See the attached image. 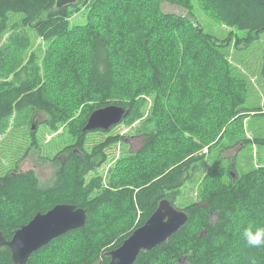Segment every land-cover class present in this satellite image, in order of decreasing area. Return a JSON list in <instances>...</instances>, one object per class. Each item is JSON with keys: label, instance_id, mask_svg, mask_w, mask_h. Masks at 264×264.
<instances>
[{"label": "trees", "instance_id": "obj_1", "mask_svg": "<svg viewBox=\"0 0 264 264\" xmlns=\"http://www.w3.org/2000/svg\"><path fill=\"white\" fill-rule=\"evenodd\" d=\"M163 2L186 15L164 13ZM195 6L218 24L246 32L244 41L264 33V0H78L60 9L56 0H0V47L10 13L21 14L22 24L46 44L41 60L33 55L12 82L0 85V131L13 116H23L34 133L33 121L43 114L45 126H66L72 138L63 157L52 160L56 171L48 188L40 187L34 171L0 175V232L9 241L36 214L57 205L86 211L83 229L53 240L26 264H108L106 254L161 201L175 207L180 190L195 181L214 150L229 149L223 140L244 135L247 113L264 115V106L245 108L248 84L226 59L228 44L201 29ZM77 15L83 21L73 23ZM6 54L0 52V63ZM149 100L140 147L122 156L105 182L89 179L119 141L109 136L86 151L89 133L82 130L90 114L116 105L129 111L124 123H131ZM254 143L264 147L263 138ZM222 153L217 157L225 160ZM235 170L234 160L227 168L211 167L198 201L179 209L187 222L133 264H264V246L249 247L242 236L249 225L253 231L264 227V165L241 175ZM0 264H14L6 247Z\"/></svg>", "mask_w": 264, "mask_h": 264}, {"label": "rangeland", "instance_id": "obj_2", "mask_svg": "<svg viewBox=\"0 0 264 264\" xmlns=\"http://www.w3.org/2000/svg\"><path fill=\"white\" fill-rule=\"evenodd\" d=\"M162 11L167 14L185 16L182 8L169 5L165 2L161 5ZM195 18L201 29L216 38L219 42H226V59L235 70V73L246 80L248 94L245 108L248 110L259 109L264 106V78L260 75L261 56L264 51V33L257 39L249 35L250 41H244L246 32L227 28L215 22L211 17L195 6ZM21 14L10 13L8 15L7 29L1 43V51L6 52L3 63H0V85L12 82V74L25 66L33 55L38 61L42 59L46 44L35 33L22 24ZM73 23L83 21L77 15ZM243 44V45H242ZM241 46V47H240ZM141 118L131 123L122 122L113 127L109 132L89 133L85 138V150L90 151L95 145L104 142L109 136L119 137V141L110 145L106 150V162L97 170L90 173L92 177H100L105 182L109 170L125 154L135 152L141 145L142 132L147 127L149 117L150 100ZM244 120V135L237 140H223V148H229L220 152L214 150L202 165L201 173L195 177L193 183L185 185L180 190V195L175 202V207L183 209L187 205L197 202L199 184L211 167L222 166L227 168L232 160L235 162L236 174H243L254 167L264 165V147L254 143L255 139H264V115L255 116L247 113ZM47 116L39 114L33 121L34 133L29 129L26 117L13 116L6 130L0 131V175L4 176L9 171L17 172L34 171L40 187L48 188L54 180L56 163L52 160L62 158V149L72 143L71 134L66 131V126L52 130L44 125ZM139 132V133H138ZM34 134V135H33ZM240 139L250 141L247 144L236 146ZM246 145V146H245ZM245 146V147H244ZM205 153L207 150L205 149ZM221 154L225 160L218 158ZM59 160V159H58ZM230 171V173H234ZM231 177V175H230ZM88 179V180H89Z\"/></svg>", "mask_w": 264, "mask_h": 264}, {"label": "water", "instance_id": "obj_3", "mask_svg": "<svg viewBox=\"0 0 264 264\" xmlns=\"http://www.w3.org/2000/svg\"><path fill=\"white\" fill-rule=\"evenodd\" d=\"M77 1L56 0V7L60 9ZM128 113V110L116 105L99 108L88 117L82 134L99 131L107 133L119 125ZM231 177L235 178V174L231 173ZM187 220L185 212L176 209L166 200L161 201L146 222L108 254V264H133L140 252H149L166 243ZM85 223V210L71 205H57L46 214H36L27 225L16 230L9 241L0 232V248L10 250L14 264H26L33 253L70 231L83 229Z\"/></svg>", "mask_w": 264, "mask_h": 264}, {"label": "clouds", "instance_id": "obj_4", "mask_svg": "<svg viewBox=\"0 0 264 264\" xmlns=\"http://www.w3.org/2000/svg\"><path fill=\"white\" fill-rule=\"evenodd\" d=\"M242 236L249 247L258 248L264 246V227H256L253 231V227L249 225L243 230Z\"/></svg>", "mask_w": 264, "mask_h": 264}, {"label": "flooded vegetation", "instance_id": "obj_5", "mask_svg": "<svg viewBox=\"0 0 264 264\" xmlns=\"http://www.w3.org/2000/svg\"><path fill=\"white\" fill-rule=\"evenodd\" d=\"M51 242H52V241H51ZM110 252H111V251H110ZM110 252H108V253L106 254V257H108V258H109L108 254H109ZM109 260H110V258H109Z\"/></svg>", "mask_w": 264, "mask_h": 264}]
</instances>
